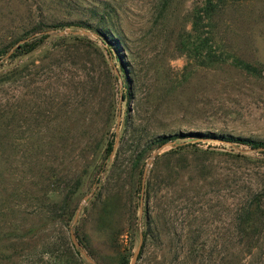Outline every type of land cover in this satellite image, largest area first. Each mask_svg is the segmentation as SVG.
I'll use <instances>...</instances> for the list:
<instances>
[{
	"label": "rangeland",
	"instance_id": "obj_1",
	"mask_svg": "<svg viewBox=\"0 0 264 264\" xmlns=\"http://www.w3.org/2000/svg\"><path fill=\"white\" fill-rule=\"evenodd\" d=\"M215 2L201 28L211 56L189 59L179 42L203 0H0V70L23 64L0 85V264L89 263L70 228L93 186L73 229L99 264L130 262L145 218L151 228L136 264H264V224L253 239L239 227L241 206L264 185L257 150L215 137L188 138L195 147L169 154L175 142L166 145L149 167L141 214L136 203L134 158L144 151L146 162L160 136L264 141V0ZM105 12L132 86L125 100L123 75L94 31ZM76 21L90 26L86 38L50 34L32 52L6 57L18 40ZM117 136L111 168L99 171L102 143Z\"/></svg>",
	"mask_w": 264,
	"mask_h": 264
},
{
	"label": "trees",
	"instance_id": "obj_2",
	"mask_svg": "<svg viewBox=\"0 0 264 264\" xmlns=\"http://www.w3.org/2000/svg\"><path fill=\"white\" fill-rule=\"evenodd\" d=\"M216 6L217 5H216L215 0H203L202 6L195 11L194 18L192 20V33L189 35L188 38H185V39L182 38L181 42H179V45H180L179 47H181V49L184 51L183 54H185L187 58H189V59H191V58H193V59H195V58L204 59L205 58L206 59V58L211 56V45L209 44V37L207 35L201 33V28L206 27L208 25V21L210 20V18L212 16V12L216 9ZM98 23L100 26L95 27V29H94L95 34L97 35L98 40L101 42V44L103 46L102 48L104 49L106 54L109 55V57H111L113 59L115 65L118 64L119 75L124 76V77L122 76L124 91L121 94V97H122V100H125L129 97L130 90H131L132 86H130V78L128 76H126L125 68L121 63V59L118 56L117 50H116V45L121 42V39L119 37L116 38V34L114 33L116 31L114 30L113 24L111 23L110 19L108 18V15H106V12H105V14L102 13L100 15ZM71 25L77 27L80 30L86 31V29H91L90 26L85 24L84 21H76V22H73L71 24L59 23L56 25H52L50 27H51V29L63 30V29H66V27H70ZM51 29H46V30H41V31H48ZM41 31H38V32H41ZM114 35H115V37H114ZM194 36H195V38H193ZM50 37H51V35L48 33L39 34L38 37H35V36L31 37L28 41L19 44L13 50V52L10 54L8 59L16 57L18 55V53L22 50L24 52L23 54H25V55L32 52V50L35 49L39 45V42L41 39L43 40V39L50 38ZM54 37L58 38V39H62V40H65L66 38H70V39H84V38H86V36L84 34H72V33H70V34H57L56 33L54 35ZM192 43H194V45H192ZM203 54H204V56H203ZM1 55L2 54H0V57H1ZM201 61L205 62V60H201ZM238 64L247 73H250L252 71H256V68L253 67L251 64L245 63L243 61H239ZM22 66H23V64L22 65L19 64V65H14L11 68H8L4 71L0 70V85L5 84L7 81H9L11 79V76L13 74L21 71V69L23 68ZM1 67H0V69H1ZM107 68H108V66H107ZM6 115H7V113L5 112L4 107H0V121L5 122V120L7 118ZM1 124L3 125V127H5V123L1 122ZM121 125H122V123H121ZM121 125H120V127H121ZM114 136H115V133H114ZM192 137H202V138L203 137L204 138L215 137V138H217L221 141H224L226 143L228 142V143L233 144V145L248 147L251 150H257L261 154L264 155V141L263 140L252 139V138L243 137V136H233V135H228V134H214V133H200V132L175 133L172 135H163V136L156 138L154 140V142H152L153 143L152 145L160 146L164 143L175 142V145H173L171 148L164 151L165 153L169 154L175 150H177V151L178 150H185L186 148H188L190 146L195 147V144L191 143L190 140H188V138L191 139ZM98 142H100V141H98ZM0 143L1 144L4 143V138L1 137ZM103 143H102V146L104 147L103 155L101 156L99 154L97 157V160H100L99 171H103V172L107 173L112 166V162H113V159L115 158V156L117 154V151L114 148V144H115L114 138L112 140H108L107 142H103ZM96 145H97V141H96ZM143 155H144V151L138 153L135 156L134 161H133L134 169L135 170L137 169V188H136L135 193L136 194L138 193V195H136V199H137L136 203L139 205H140V203H139V197L138 196H139V193L141 190L140 186L142 183L141 182L142 172H143L144 165L146 163V162H144ZM158 157H159V154L155 158L154 163H156ZM95 165H96V159H95L94 163L92 164L91 168L94 169ZM97 180H98L97 182L100 186V184L102 183V181H101L102 177L97 178ZM80 182H81V178L78 177L77 180L75 181L74 189L70 193H68V195L65 198L70 197L72 194H74L76 192V190L78 189V187L80 185ZM149 186H150V179L148 176L146 181H145L144 192H143V194L145 195V198H147L149 196L148 195L149 194L148 193L149 192L148 191ZM256 189H259V190L257 191ZM254 190H255V194L252 195L251 200L247 204H243L241 206L242 210L239 214L240 219L244 218V220L239 222V227H240V229L243 230L245 237L249 238V239L250 238L253 239L251 234L255 229H257V227H258L257 224H261V225L264 224V185L258 186V188H255ZM259 192H263V193L259 194ZM145 213H146V210H145ZM240 215L242 218L240 217ZM138 223L139 224H137L138 228L136 231H138V235H139V225H140L141 230H142V234H143V242H142L141 251H140V254H141L142 249L144 248L146 239L148 237L149 229L151 227H150V221L146 220V218H145L144 222H142V224L140 223V221ZM144 225L146 227L142 228V226H144ZM74 233H75V230H74ZM76 238L78 240L77 236H76ZM78 241L81 244V246L86 250V252L89 254V256H91V258H93L91 255L90 249H88V247L86 245H84L80 240H78ZM73 247H74L75 251L77 252V254L79 255L78 248L75 247L74 244H73ZM140 254L138 255V258L140 257ZM128 263L129 262L127 260L124 262V264H128ZM86 264H89V263L86 262Z\"/></svg>",
	"mask_w": 264,
	"mask_h": 264
},
{
	"label": "water",
	"instance_id": "obj_3",
	"mask_svg": "<svg viewBox=\"0 0 264 264\" xmlns=\"http://www.w3.org/2000/svg\"><path fill=\"white\" fill-rule=\"evenodd\" d=\"M43 33H48V34H90V32L88 31H85V30H70V29H63V30H56V29H52V30H48V31H41V32H38V33H35L33 35H30L24 39H21L19 40L16 45L14 47H12L8 53L6 54V57H8L11 52L13 51V49L18 46L19 44L23 43V42H26L28 41L31 37H34L35 35H39V34H43ZM3 58L0 59V61H2ZM120 110L118 112V117H117V122H116V134H118L119 132V126H120ZM117 141H118V136L116 137V141H115V145L117 144ZM174 142H168V143H164L162 144L161 146H159L152 154L151 156L148 158V160L146 161L145 165H144V168H143V172H142V179H141V196H140V214L142 213V198H143V191H144V186H145V181H146V177H147V174H148V170H149V167L152 165V162L153 160L156 158V156L159 154L160 150L166 146V145H173ZM96 189L95 186H93L92 188V191L85 195L82 200L80 201V203L78 204V207L75 211V215H74V218H73V221H72V227L70 228V237H71V240L73 242V244L75 245V247H77L81 254L84 256V258L89 262V264H99L97 263L93 258H91V256H89V254L86 252V250L81 246V244L79 243V241L77 240L76 238V235L74 233V229H73V226L74 224L77 222V218L79 216V213L81 211V208L83 207V205L88 201V199L93 195L94 193V190ZM142 242H143V234H142V230H141V227L139 225V240H138V244L135 248V250L133 251V254H132V257L130 259V262L129 264H136V261H137V258H138V255H139V252H140V249H141V246H142Z\"/></svg>",
	"mask_w": 264,
	"mask_h": 264
}]
</instances>
